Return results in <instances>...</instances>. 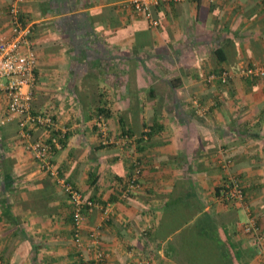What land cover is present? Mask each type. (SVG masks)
<instances>
[{
	"label": "crops",
	"instance_id": "crops-1",
	"mask_svg": "<svg viewBox=\"0 0 264 264\" xmlns=\"http://www.w3.org/2000/svg\"><path fill=\"white\" fill-rule=\"evenodd\" d=\"M17 3L38 57L31 113L51 114L66 138L51 158L57 175L44 171L17 121L2 125L9 99L0 91L1 261L93 264L97 231L107 264H264L242 232L252 219L264 240V78L244 74L264 64V0L163 1L157 28L130 0H0V39L18 30ZM99 115L112 140L130 137L125 148L100 144ZM135 163L140 187L125 193ZM230 174L240 179L241 203L223 200ZM63 182L112 209L106 222L97 209L88 213L82 246ZM228 236L251 257L239 263Z\"/></svg>",
	"mask_w": 264,
	"mask_h": 264
},
{
	"label": "built area",
	"instance_id": "built-area-1",
	"mask_svg": "<svg viewBox=\"0 0 264 264\" xmlns=\"http://www.w3.org/2000/svg\"><path fill=\"white\" fill-rule=\"evenodd\" d=\"M163 1L181 2L183 0H130V5L137 14L144 15L149 20L151 27L157 28L159 22L155 19L153 13L160 7ZM11 15L14 23L18 26V30L13 37L0 39V91H4L9 99L8 109L5 117L2 119V125L7 122L17 121L20 136L24 141L29 143L28 148L31 151L33 159L40 164L44 171L51 169V172L57 175L53 170L51 158L55 150L62 149V143L66 138V131L60 130L51 114L33 115L31 113L33 86L36 81L35 70L38 64L37 54L30 48L31 44L29 42V38L32 37L33 28L23 25L19 3L12 6ZM244 74L251 78H264V64H254ZM220 77L226 79L228 75L227 73H223ZM216 78L213 75L210 80L212 81ZM192 105L198 112L201 113L203 111L198 98L192 100ZM94 124L100 136V144L103 147L116 145L119 148H125L128 145L130 141V137L128 136H124L116 141L109 137V125L103 115H99L95 119ZM39 128L43 129L45 134L39 139L32 140L31 131ZM148 132V130L145 131L146 134ZM220 164L223 170L229 171L233 166V161L222 154ZM141 173V166L139 163H135L129 177L127 189L124 190L125 193H132L140 187ZM62 184L72 205L74 242L77 246H82L83 223L88 213L90 214L97 209L101 213L102 220L106 222L111 220L112 209L110 205L103 206L99 202L86 199L72 185L65 182ZM223 190V200L227 203H241L245 199L240 179L232 174L229 175L228 182ZM149 231L150 227H145L142 229V234L147 236ZM242 232L252 237L255 243L259 244L260 255L264 259V240L252 219L244 224ZM91 237L90 250L94 254L92 263L107 264L108 255L101 248L99 233L93 231ZM0 264L6 263H3L0 259ZM142 264L157 263L153 259L148 258L143 260Z\"/></svg>",
	"mask_w": 264,
	"mask_h": 264
},
{
	"label": "trees",
	"instance_id": "trees-1",
	"mask_svg": "<svg viewBox=\"0 0 264 264\" xmlns=\"http://www.w3.org/2000/svg\"><path fill=\"white\" fill-rule=\"evenodd\" d=\"M63 144V143H62ZM55 152H57V150H55L53 153L55 154ZM220 193V190H218ZM208 216L205 215L203 218H207ZM201 223V222H200ZM203 227V236H208L211 244H213V237H211L212 233L210 231V228H213V224H211L210 220H204V224L201 225ZM199 240V237H194L193 242L196 243ZM207 240V239H206ZM228 242L230 243V246L234 252L235 258L239 261V263H241V259L243 258H248L251 257L250 256V251H245L239 244L237 243H232V237H227ZM214 244L216 245L215 247V251H217L218 253L222 254V257H227V249H226V244L221 241L218 237L216 238V242H214ZM218 264V263H216ZM222 264V263H220ZM225 264H230L228 262H225Z\"/></svg>",
	"mask_w": 264,
	"mask_h": 264
}]
</instances>
